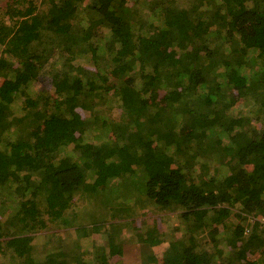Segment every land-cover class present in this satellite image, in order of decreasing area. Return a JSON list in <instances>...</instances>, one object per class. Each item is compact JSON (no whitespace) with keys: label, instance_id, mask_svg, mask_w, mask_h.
Listing matches in <instances>:
<instances>
[{"label":"trees","instance_id":"obj_1","mask_svg":"<svg viewBox=\"0 0 264 264\" xmlns=\"http://www.w3.org/2000/svg\"><path fill=\"white\" fill-rule=\"evenodd\" d=\"M124 227L141 264H264V0L0 5V264H122Z\"/></svg>","mask_w":264,"mask_h":264},{"label":"rangeland","instance_id":"obj_2","mask_svg":"<svg viewBox=\"0 0 264 264\" xmlns=\"http://www.w3.org/2000/svg\"><path fill=\"white\" fill-rule=\"evenodd\" d=\"M9 0H0V5H5L8 3ZM48 89L51 90V88L49 87ZM115 116H117V113L115 114ZM81 203V209L83 212H85L84 214H82V217L85 218V220L87 221L89 219L88 214H92L95 217H91V218H95L97 220H101V218L103 217V213L100 209H94L89 208V206L86 205L85 202H80ZM139 210H134V212L136 214H140V213H145V212H150V211H156L157 209L154 208L153 206H148L144 209V205L142 207H138ZM146 210V211H144ZM126 215V214H125ZM141 218V217H140ZM136 220H139L138 218H136ZM170 221V222H169ZM178 225H180V219H178L175 216H170V219L168 220V222L163 223L162 226V231H165V239L167 238V244H165L166 246L169 244L168 242L170 241L171 237L173 236V232L174 229L176 227H178ZM111 230L110 227H107L106 229H104L102 231V233L104 234V231L106 230ZM118 237L120 240H122L123 243V250H124V255H123V259H122V264H141L140 260H139V254L141 253L138 250V246H140L136 240V236L134 235V233H130V229L128 227H124L123 231L118 232L117 233ZM95 239L97 241L98 244H100L102 242V244L104 243L105 238L101 235V234H94ZM118 240V242L120 241ZM43 242L42 238H39L36 240L37 244H41ZM141 250V249H140Z\"/></svg>","mask_w":264,"mask_h":264}]
</instances>
